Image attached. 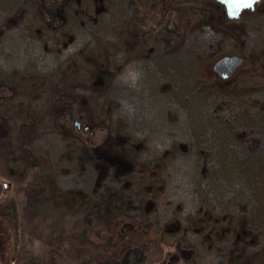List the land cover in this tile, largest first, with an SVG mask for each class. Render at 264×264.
Instances as JSON below:
<instances>
[{
    "label": "rangeland",
    "instance_id": "1",
    "mask_svg": "<svg viewBox=\"0 0 264 264\" xmlns=\"http://www.w3.org/2000/svg\"><path fill=\"white\" fill-rule=\"evenodd\" d=\"M213 1L68 0L57 9L65 26L48 28L47 0H0L9 264H264V1L233 23ZM232 54L246 60L221 80L213 66ZM68 63L83 69L76 105L99 127L101 149L130 171L101 175L55 130ZM26 78L48 80L49 96L13 82ZM13 146L19 165L4 159ZM125 222L135 229L122 234Z\"/></svg>",
    "mask_w": 264,
    "mask_h": 264
},
{
    "label": "flooded vegetation",
    "instance_id": "2",
    "mask_svg": "<svg viewBox=\"0 0 264 264\" xmlns=\"http://www.w3.org/2000/svg\"><path fill=\"white\" fill-rule=\"evenodd\" d=\"M67 1L68 0H47L46 4L50 6V10H51L50 14L49 12L47 11L45 12L42 8H40L39 16L41 20L46 23V26L48 28H60V27L62 28V26H65L63 23H65L66 20L65 18H61V16L60 17L58 16L59 12L57 11V9H59V6H62V4ZM87 1H89L90 4L92 3L94 6H96L97 3L102 2L103 0H87ZM263 1L264 0H261L260 2L256 3V9L254 11H252L251 9H245L243 10L241 14V18L236 19V20H231V21L226 20V21L229 23L243 21L245 17L247 16V14L256 12L258 10V6ZM96 9L98 10V8ZM223 11L226 14L225 8ZM137 18L139 17H134L133 15H131L129 19L126 21L127 24L123 26V29H124L122 32L123 41H125V44L127 43L126 45H129V41H130L129 35H135V34H132L131 28H133V26H137L136 25ZM137 23L139 24V21H137ZM140 27L141 29L143 28L141 25L138 26V28ZM138 37H140V35L136 36L137 39ZM110 48H112V46L107 47V49H110ZM124 48L125 50L130 49L128 47L127 48L124 47ZM245 60L246 58L244 57V62ZM105 64H102L103 66L102 70L95 73L96 75L95 84L96 85L98 83L104 82L103 79L106 76V74L109 72L104 68ZM68 66L70 67V69H68V72L66 71V69L63 68L62 72L66 76L62 77V80L61 79L60 80H61L63 87L69 88V90L59 92L61 95L60 101L65 102L66 104H64V108H65L64 110L63 109L61 111L55 110L53 113L54 114L53 115L54 124L57 126L55 130L58 133H60L62 136H64L67 142L70 141L71 148L76 149L77 147H80L83 145L84 150L86 151L87 156H88L86 157L87 161L89 160V162L96 168L97 171H98V167H100V170H102L103 172L101 173V175L104 174L105 172H108L109 169H116V172L118 174L121 172L130 171L133 166L129 161H126L120 158L118 155H112L107 150L101 149V146H100L101 139L99 136V132H100L99 127L97 125L94 126L91 122H89V120H87L82 114L81 108L78 105H76L81 100L80 95H79V89L81 87L80 76L83 73V69L78 63H74L73 65L71 63H68ZM236 70L228 78L221 77L215 70L214 72H216L219 79L226 80V79H230L231 77H233ZM71 76L73 77V80L71 79ZM46 81H44V79L34 80L32 78H26V79H18V80L14 79L13 82L16 83V86L18 87L20 85L29 87L30 88L29 90H31L32 92L34 91L36 93L35 96L37 97L38 100H40L41 97L44 99L46 97V94H48L49 96V90L47 89ZM72 103H73V106L75 105L74 106L75 108L70 109L72 107ZM61 118H62V122L61 124H59L58 119H61ZM104 128L105 127L103 126V129ZM0 131H1V126H0ZM17 151H18V148L16 146H13V157L11 153H9L6 157H4V159L6 158L8 159L9 162H14V163H17V165H19V161H21L23 157L20 156V154L18 155ZM26 155H27V152H26ZM30 161L33 164L32 158L30 159ZM11 173H12L11 175H15L17 171L14 170L13 168ZM0 182L3 184H6V183L10 184L8 187H4L1 197H0L1 199L4 196V194L12 188V181L0 179ZM134 229H135V225H134L133 230ZM131 231H126V232H131ZM126 232H123L122 227H121V233L123 234ZM5 240L6 239L4 237L2 239L0 236V249L2 248V243ZM183 255L186 257L188 253L184 252ZM6 258L0 253V264H9L10 261L8 258L7 259ZM169 259L173 261L172 258H169Z\"/></svg>",
    "mask_w": 264,
    "mask_h": 264
},
{
    "label": "water",
    "instance_id": "3",
    "mask_svg": "<svg viewBox=\"0 0 264 264\" xmlns=\"http://www.w3.org/2000/svg\"><path fill=\"white\" fill-rule=\"evenodd\" d=\"M225 6L226 15L228 20H235L241 18V14L245 9H256V3L261 0H254L250 7L247 6V0H216ZM239 5V7H237ZM235 10L236 14L233 15L232 12ZM244 62V57L241 54L225 55L219 58L213 69L223 78H228L241 64ZM10 184H3L0 182V197L3 192L4 187H8ZM134 225L131 222H126L122 226V231L133 230ZM172 260L169 259L168 263L171 264Z\"/></svg>",
    "mask_w": 264,
    "mask_h": 264
},
{
    "label": "trees",
    "instance_id": "4",
    "mask_svg": "<svg viewBox=\"0 0 264 264\" xmlns=\"http://www.w3.org/2000/svg\"><path fill=\"white\" fill-rule=\"evenodd\" d=\"M214 2V1H213ZM214 3H216V2H214ZM218 4V5H217ZM215 5V4H214ZM216 9H217V11H218V14H219V17L220 18H224L225 17V12L223 11L224 10V7L223 6H221L218 2L216 3ZM226 19V18H225ZM252 77V76H251ZM249 80H246L245 82H244V85L243 86H248L249 85ZM121 264H125V263H121Z\"/></svg>",
    "mask_w": 264,
    "mask_h": 264
},
{
    "label": "snow or ice",
    "instance_id": "5",
    "mask_svg": "<svg viewBox=\"0 0 264 264\" xmlns=\"http://www.w3.org/2000/svg\"><path fill=\"white\" fill-rule=\"evenodd\" d=\"M254 2V0H247V6L250 7L251 4ZM237 7H239V5H237ZM233 15L236 14L235 10L232 12Z\"/></svg>",
    "mask_w": 264,
    "mask_h": 264
}]
</instances>
